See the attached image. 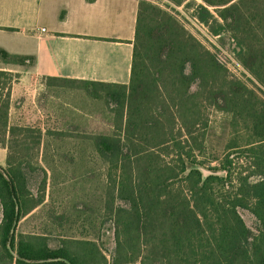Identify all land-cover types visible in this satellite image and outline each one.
Wrapping results in <instances>:
<instances>
[{
	"label": "trees",
	"instance_id": "1",
	"mask_svg": "<svg viewBox=\"0 0 264 264\" xmlns=\"http://www.w3.org/2000/svg\"><path fill=\"white\" fill-rule=\"evenodd\" d=\"M192 6L222 44L227 36L244 70L231 74L221 49L181 33L161 4L139 0L128 84L44 78L52 92L82 84L112 109V130L90 140L106 164L100 212L110 222V256L101 225L76 237L55 233L64 215L47 211L32 229L21 227L52 197L44 153L71 135L59 128L60 116L49 114L45 124L11 120L18 74L0 70V147L7 150L0 165V264H264V0ZM207 106L230 116L218 154L206 142ZM241 210L254 217L252 226Z\"/></svg>",
	"mask_w": 264,
	"mask_h": 264
},
{
	"label": "crops",
	"instance_id": "2",
	"mask_svg": "<svg viewBox=\"0 0 264 264\" xmlns=\"http://www.w3.org/2000/svg\"><path fill=\"white\" fill-rule=\"evenodd\" d=\"M138 2L0 0V70L18 74L10 115L19 97L18 108L27 102L32 115L40 113L49 92L45 77L128 84ZM2 52L17 60H5ZM6 157L0 147L1 166Z\"/></svg>",
	"mask_w": 264,
	"mask_h": 264
},
{
	"label": "rangeland",
	"instance_id": "3",
	"mask_svg": "<svg viewBox=\"0 0 264 264\" xmlns=\"http://www.w3.org/2000/svg\"><path fill=\"white\" fill-rule=\"evenodd\" d=\"M153 1L161 4L167 13L173 15L176 23L182 29L181 33L192 34L204 44L212 43L221 49L223 60L231 74H237L244 70L236 60L233 52L234 45L227 36H223L224 44H222L219 35L212 34L210 23L205 24L194 15L195 6L192 5L201 2V0H186L181 5H177L175 0ZM206 7L217 17L214 7L208 5ZM188 69L187 66L186 70L188 71ZM51 83L55 82L51 81ZM52 89L55 88L50 87L44 97L45 100H41L38 115H32L33 108L27 102L18 108L17 101L22 102L21 97L15 101V106L11 110V120L31 124L44 123L43 121L47 120L49 114L51 117L60 116L64 122L59 128L71 135L65 140L56 141L53 143L55 144L53 150H47V155L44 153L45 166L49 169L48 173L54 183L51 189L47 190L52 191V197L46 199L42 206L36 208L32 217L23 219L21 227L32 229L33 226L45 219L47 211L64 215L56 227L55 233L76 237L82 235L83 232L92 230L95 225H101L105 234L100 241L103 249L106 250L105 253L110 256L109 252L114 243L112 232L107 231L110 222L108 219L102 221L103 211L100 212L106 197V192L103 195L106 164L94 153L90 140L92 135L112 130V109H109L102 100L100 102L89 97L82 84H67L66 88L61 90L62 92H52ZM206 115L208 120L206 142L210 151L218 154L229 137L230 116L211 106L206 107ZM48 120L51 122V118ZM51 167H53L52 170ZM200 168L204 174L210 171L207 167L201 166ZM240 212L246 224L252 226L254 217L247 211L241 210ZM53 242L57 243L56 240Z\"/></svg>",
	"mask_w": 264,
	"mask_h": 264
},
{
	"label": "water",
	"instance_id": "4",
	"mask_svg": "<svg viewBox=\"0 0 264 264\" xmlns=\"http://www.w3.org/2000/svg\"><path fill=\"white\" fill-rule=\"evenodd\" d=\"M201 170H202V169H201ZM208 173H211V171H207V174H208ZM204 175H206V174H204Z\"/></svg>",
	"mask_w": 264,
	"mask_h": 264
},
{
	"label": "built area",
	"instance_id": "5",
	"mask_svg": "<svg viewBox=\"0 0 264 264\" xmlns=\"http://www.w3.org/2000/svg\"><path fill=\"white\" fill-rule=\"evenodd\" d=\"M45 29L44 28H42V31H44Z\"/></svg>",
	"mask_w": 264,
	"mask_h": 264
}]
</instances>
